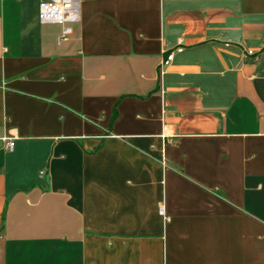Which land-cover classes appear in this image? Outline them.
<instances>
[{"label": "crops", "instance_id": "0c3cea01", "mask_svg": "<svg viewBox=\"0 0 264 264\" xmlns=\"http://www.w3.org/2000/svg\"><path fill=\"white\" fill-rule=\"evenodd\" d=\"M39 1L0 0V264H264V0H80L67 40Z\"/></svg>", "mask_w": 264, "mask_h": 264}, {"label": "built area", "instance_id": "2783aa9c", "mask_svg": "<svg viewBox=\"0 0 264 264\" xmlns=\"http://www.w3.org/2000/svg\"><path fill=\"white\" fill-rule=\"evenodd\" d=\"M38 18L42 24H60L62 32L59 38L60 40H67L73 34V24L80 21V0H40ZM174 57L175 53L170 52L160 67L168 66ZM14 144V138H9L6 148L12 151ZM161 212H163L162 208Z\"/></svg>", "mask_w": 264, "mask_h": 264}]
</instances>
